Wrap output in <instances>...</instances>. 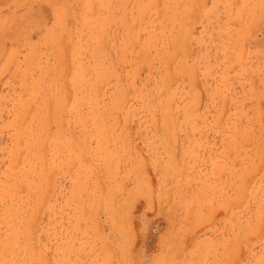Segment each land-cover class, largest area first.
<instances>
[{
  "label": "rangeland",
  "instance_id": "rangeland-1",
  "mask_svg": "<svg viewBox=\"0 0 264 264\" xmlns=\"http://www.w3.org/2000/svg\"><path fill=\"white\" fill-rule=\"evenodd\" d=\"M0 264H264V0H0Z\"/></svg>",
  "mask_w": 264,
  "mask_h": 264
}]
</instances>
